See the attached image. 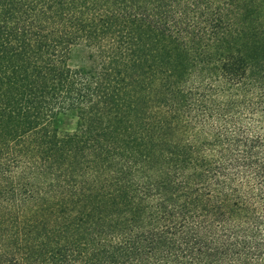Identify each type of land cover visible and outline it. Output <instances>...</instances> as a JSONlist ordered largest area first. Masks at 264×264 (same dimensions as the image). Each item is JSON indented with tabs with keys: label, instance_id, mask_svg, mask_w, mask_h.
Returning a JSON list of instances; mask_svg holds the SVG:
<instances>
[{
	"label": "trees",
	"instance_id": "1",
	"mask_svg": "<svg viewBox=\"0 0 264 264\" xmlns=\"http://www.w3.org/2000/svg\"><path fill=\"white\" fill-rule=\"evenodd\" d=\"M0 264H264V0H0Z\"/></svg>",
	"mask_w": 264,
	"mask_h": 264
},
{
	"label": "rangeland",
	"instance_id": "2",
	"mask_svg": "<svg viewBox=\"0 0 264 264\" xmlns=\"http://www.w3.org/2000/svg\"><path fill=\"white\" fill-rule=\"evenodd\" d=\"M69 66L74 70H87L90 67L89 53L83 46H75L69 55ZM77 116L74 113L61 115L57 127L59 131L73 132L77 127Z\"/></svg>",
	"mask_w": 264,
	"mask_h": 264
}]
</instances>
